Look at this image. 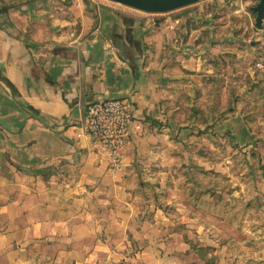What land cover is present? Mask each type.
<instances>
[{"label": "crops", "instance_id": "0c3cea01", "mask_svg": "<svg viewBox=\"0 0 264 264\" xmlns=\"http://www.w3.org/2000/svg\"><path fill=\"white\" fill-rule=\"evenodd\" d=\"M148 25L97 0H0V264H174L142 185L173 146L156 127L167 87ZM180 64L203 68L174 52V104L190 85ZM107 99L150 130H129L117 174L78 136Z\"/></svg>", "mask_w": 264, "mask_h": 264}, {"label": "rangeland", "instance_id": "374dc122", "mask_svg": "<svg viewBox=\"0 0 264 264\" xmlns=\"http://www.w3.org/2000/svg\"><path fill=\"white\" fill-rule=\"evenodd\" d=\"M97 1L143 19L156 36L146 46L167 87L156 127L173 146L142 185L157 230L174 234V264H264V24L255 1L200 0L164 14ZM174 52L203 63L180 64L190 85L175 104Z\"/></svg>", "mask_w": 264, "mask_h": 264}, {"label": "built area", "instance_id": "2783aa9c", "mask_svg": "<svg viewBox=\"0 0 264 264\" xmlns=\"http://www.w3.org/2000/svg\"><path fill=\"white\" fill-rule=\"evenodd\" d=\"M137 111L122 100L107 99L88 107L85 123L80 127V140L104 148L109 171L117 174L122 169L125 156L123 148L131 128L144 137L143 125L137 120Z\"/></svg>", "mask_w": 264, "mask_h": 264}, {"label": "water", "instance_id": "95a60500", "mask_svg": "<svg viewBox=\"0 0 264 264\" xmlns=\"http://www.w3.org/2000/svg\"><path fill=\"white\" fill-rule=\"evenodd\" d=\"M114 3L132 8L148 14L169 13L183 7L195 4L200 0H109ZM258 13L256 25L262 27L264 24V0L256 7Z\"/></svg>", "mask_w": 264, "mask_h": 264}, {"label": "flooded vegetation", "instance_id": "af4514ba", "mask_svg": "<svg viewBox=\"0 0 264 264\" xmlns=\"http://www.w3.org/2000/svg\"><path fill=\"white\" fill-rule=\"evenodd\" d=\"M254 1H255V5L252 7V10H253V13H255L256 15V20H257L258 13L256 11V7L261 3V0H254Z\"/></svg>", "mask_w": 264, "mask_h": 264}, {"label": "trees", "instance_id": "16d2710c", "mask_svg": "<svg viewBox=\"0 0 264 264\" xmlns=\"http://www.w3.org/2000/svg\"><path fill=\"white\" fill-rule=\"evenodd\" d=\"M14 93H15V90H14ZM192 114H194V110L193 109H192ZM193 197L196 198L195 196H193ZM199 203H200V198H196V205H198Z\"/></svg>", "mask_w": 264, "mask_h": 264}]
</instances>
